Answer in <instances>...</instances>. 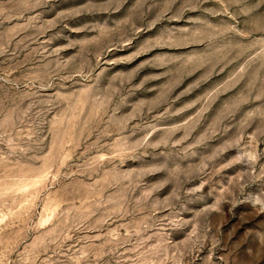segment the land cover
I'll list each match as a JSON object with an SVG mask.
<instances>
[{
    "label": "rangeland",
    "instance_id": "rangeland-1",
    "mask_svg": "<svg viewBox=\"0 0 264 264\" xmlns=\"http://www.w3.org/2000/svg\"><path fill=\"white\" fill-rule=\"evenodd\" d=\"M0 264H264V0H0Z\"/></svg>",
    "mask_w": 264,
    "mask_h": 264
}]
</instances>
